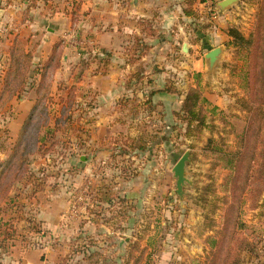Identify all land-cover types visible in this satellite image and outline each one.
<instances>
[{"label":"rangeland","instance_id":"374dc122","mask_svg":"<svg viewBox=\"0 0 264 264\" xmlns=\"http://www.w3.org/2000/svg\"><path fill=\"white\" fill-rule=\"evenodd\" d=\"M86 2L0 0V90L13 43L20 41L33 56L24 90L0 110V159L11 152L36 101L46 35L60 28L71 36L60 38L64 45L87 48L83 42L89 31ZM218 2L213 0L215 6ZM230 8L222 26L217 23L219 12L213 18L206 9L209 18L197 24L202 32L211 28L191 39L198 43L201 71H188L189 81L174 73V79L184 83L180 92L197 84L203 92L209 127L202 133L185 136L186 122L177 111L175 129L167 135L157 121L161 109L157 119L152 117L146 98L136 95L125 116L130 122L129 115L135 116L133 126L145 132L146 150H132L131 137L119 131L107 136L105 148L100 146L94 154L88 147L92 100L78 101L77 86L61 75L53 76L58 84H52L46 100L49 124L41 129L28 172L0 204V264L209 263L225 215V182L231 171L227 154L238 148L249 117L240 102L250 94V47L232 43L229 29L254 38L264 0H237ZM61 13L64 21L58 23L54 17ZM216 30L223 36L219 40ZM185 45L187 52L190 46ZM216 47L221 52L209 72L205 55ZM149 91L142 87L138 93ZM63 108L67 113L58 123ZM186 151L191 182L180 198L172 169ZM253 184L244 195L238 231L255 250L244 252L241 264H264V187ZM5 232H9L6 238Z\"/></svg>","mask_w":264,"mask_h":264},{"label":"crops","instance_id":"0c3cea01","mask_svg":"<svg viewBox=\"0 0 264 264\" xmlns=\"http://www.w3.org/2000/svg\"><path fill=\"white\" fill-rule=\"evenodd\" d=\"M221 1L216 5V12L221 15H218L217 22L220 26L223 25L221 19L231 10H221L218 6ZM86 3L90 11L87 17L89 31L87 38L84 37L87 48H78L76 43L75 46L67 42L62 66L54 77L61 75V79H69V83L75 84L80 91L78 101L83 104L88 99L93 101L89 107L93 120L88 147L96 154L100 146L105 148L107 136L124 131L123 134L128 135L126 138H136L143 133L133 126L135 116L129 115L131 122L125 116L136 95L144 96L147 106V101L152 100L153 106H149L152 117L157 119L161 109L160 120L157 121L162 123L168 135L174 129L176 112L181 109L185 93V90L180 92L184 83L177 82L175 75L186 76L189 81L188 71H201L202 60L197 58L195 50L198 43L191 39L197 35L204 36V31L211 29L209 27L202 32L197 28V24L208 17L204 5L197 0L193 5L194 14L187 15L186 0H87ZM59 15L54 18L62 23L63 15ZM70 18L67 16L65 21ZM51 30L43 39L42 65L52 54L56 41L71 37L62 34L60 28ZM217 30L214 36L219 40L223 36ZM201 40L205 44V39ZM185 43L190 46L186 48L187 52ZM55 79L53 83L56 86L58 81ZM171 86L179 92L169 91ZM142 87L150 90L148 94L138 93Z\"/></svg>","mask_w":264,"mask_h":264},{"label":"trees","instance_id":"16d2710c","mask_svg":"<svg viewBox=\"0 0 264 264\" xmlns=\"http://www.w3.org/2000/svg\"><path fill=\"white\" fill-rule=\"evenodd\" d=\"M197 0H186V14L193 15V5ZM232 43L250 47V94L241 100L249 117L243 135L239 138L235 152L227 154V165L230 173L226 178V203L223 226L216 240V249L208 264H241L244 252H253L254 244L240 236L238 226L240 213L244 204V195L254 182L264 187V8L257 17L254 38H246L236 28H230ZM64 43H54L52 54L40 69V80L36 86L37 98L27 115L18 138L5 159H0V204L8 196L13 184L21 180L28 172L29 157L37 151L41 129L49 124L46 100L50 96L53 76L62 66ZM11 62L4 85L0 90V110L6 101L20 96L26 85V77L32 63V54L20 41H15L10 49ZM171 92H179L175 86L168 88ZM204 95L199 86L192 85L185 91L181 109L177 115L186 122L185 136L202 133L209 127L208 111L203 105ZM151 107V99L147 101ZM67 113L62 109L58 123ZM175 129V128H174ZM146 134L143 132L136 138H128L131 149L146 150ZM42 147V146H40ZM220 151L223 149L219 148ZM262 190V189H261ZM9 232H5L4 238Z\"/></svg>","mask_w":264,"mask_h":264},{"label":"water","instance_id":"95a60500","mask_svg":"<svg viewBox=\"0 0 264 264\" xmlns=\"http://www.w3.org/2000/svg\"><path fill=\"white\" fill-rule=\"evenodd\" d=\"M236 1L237 0H222L218 6L219 8H221V10H225L230 8V6ZM220 52H221V47H216L209 50L206 53L205 59L209 68V72H211L214 69L219 59ZM189 161H190V152L186 151L176 162V164L172 169L174 173V177L176 178V193L180 196V198H182L184 195L185 185L191 182V180L188 177V171H187V164Z\"/></svg>","mask_w":264,"mask_h":264},{"label":"built area","instance_id":"2783aa9c","mask_svg":"<svg viewBox=\"0 0 264 264\" xmlns=\"http://www.w3.org/2000/svg\"><path fill=\"white\" fill-rule=\"evenodd\" d=\"M200 2L204 5V8L213 16V18H215L216 6L214 5L213 0H200ZM78 38H79V34L77 35V39ZM86 41L87 40L83 39V42L85 44L87 43Z\"/></svg>","mask_w":264,"mask_h":264}]
</instances>
